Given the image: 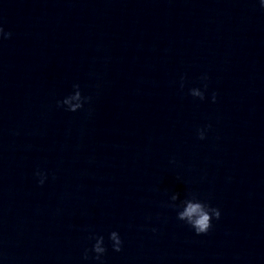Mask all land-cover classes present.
I'll return each mask as SVG.
<instances>
[{
	"label": "water",
	"instance_id": "1",
	"mask_svg": "<svg viewBox=\"0 0 264 264\" xmlns=\"http://www.w3.org/2000/svg\"><path fill=\"white\" fill-rule=\"evenodd\" d=\"M0 24V264H96L112 229L104 264H264L259 0H0ZM186 189L221 209L206 234L165 203Z\"/></svg>",
	"mask_w": 264,
	"mask_h": 264
},
{
	"label": "clouds",
	"instance_id": "2",
	"mask_svg": "<svg viewBox=\"0 0 264 264\" xmlns=\"http://www.w3.org/2000/svg\"><path fill=\"white\" fill-rule=\"evenodd\" d=\"M259 5L264 8V0H259ZM11 36L10 31H6L2 24H0V40L7 39ZM201 84L199 86H192L187 89V94L194 99L204 100L208 90V75L201 74L199 77ZM180 88H184L185 76L181 75ZM92 96L85 94L79 82L71 84V90L63 95L62 98L55 101L57 107H62L67 112H77L84 109L86 105H90ZM211 100H216V93H211ZM90 111V108H89ZM209 125L198 127L196 135L199 139H204ZM37 177L38 184H44L47 175L44 171L37 169L34 173ZM166 205L175 211V217L178 221L187 225L195 235L206 234L212 227L213 221L219 220L221 217V209L215 204H212L208 199L202 198L198 193L192 189H186L183 197L177 191H171ZM155 231V229H152ZM88 239L92 241L90 247H85L81 253V258L84 261L92 260L96 264H104V256L110 246L115 252L122 250L123 239L117 229H112L107 234V241L103 234L91 232Z\"/></svg>",
	"mask_w": 264,
	"mask_h": 264
}]
</instances>
